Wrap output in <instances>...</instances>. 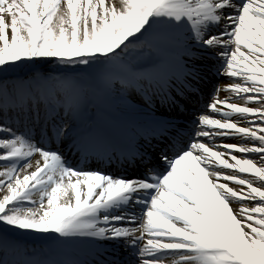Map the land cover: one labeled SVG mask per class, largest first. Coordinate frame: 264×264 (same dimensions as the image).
Instances as JSON below:
<instances>
[{"label":"snow or ice","instance_id":"obj_1","mask_svg":"<svg viewBox=\"0 0 264 264\" xmlns=\"http://www.w3.org/2000/svg\"><path fill=\"white\" fill-rule=\"evenodd\" d=\"M0 264H264V0H0Z\"/></svg>","mask_w":264,"mask_h":264},{"label":"bare ground","instance_id":"obj_2","mask_svg":"<svg viewBox=\"0 0 264 264\" xmlns=\"http://www.w3.org/2000/svg\"><path fill=\"white\" fill-rule=\"evenodd\" d=\"M226 83H228L227 80H220V81L218 82V84H221V85H224V84H226ZM224 95H226V93H224V92H221V93H220L221 98H222ZM217 142L219 143V141H217ZM225 142H237V141H236V140H229V141H225Z\"/></svg>","mask_w":264,"mask_h":264}]
</instances>
